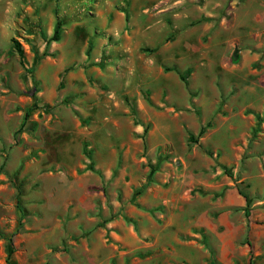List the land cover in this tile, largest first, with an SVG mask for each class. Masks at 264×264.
Segmentation results:
<instances>
[{
    "label": "rangeland",
    "instance_id": "rangeland-1",
    "mask_svg": "<svg viewBox=\"0 0 264 264\" xmlns=\"http://www.w3.org/2000/svg\"><path fill=\"white\" fill-rule=\"evenodd\" d=\"M183 1L0 0V264H53L29 248L41 177L87 169L88 144L108 143L126 145L119 166L133 159L128 184L116 188L130 202L154 177L143 183V169L156 173L171 151L196 179L232 180L241 205L233 199L222 208L225 187L192 189L186 208L209 215L205 227L181 238L207 250L195 264H264V6ZM58 24L61 40L51 41ZM105 118L120 119L118 133L107 134ZM151 119L157 143H171L148 164H135L147 152ZM97 126L100 133L90 134ZM64 230L52 232L53 241L79 239ZM116 249L113 264H150ZM157 264L168 263L160 257Z\"/></svg>",
    "mask_w": 264,
    "mask_h": 264
},
{
    "label": "crops",
    "instance_id": "crops-1",
    "mask_svg": "<svg viewBox=\"0 0 264 264\" xmlns=\"http://www.w3.org/2000/svg\"><path fill=\"white\" fill-rule=\"evenodd\" d=\"M183 2L177 0L176 3L180 6ZM260 2L264 6V0ZM165 99L173 100V97ZM154 101L162 103L158 98ZM151 120L155 126L147 138V152L140 160L135 159V164H148L150 158L171 143V140L157 143L159 126ZM105 121L112 126L107 133L109 136L119 132L120 119L105 118ZM100 130L97 126L90 134H99ZM138 130L136 132L139 133ZM125 149V144L120 148L109 143L101 146L88 144L86 150L91 152L90 162L94 171H60L52 177H41L39 193L33 195L36 201L30 207L34 223L31 231L35 232L29 245L32 257L50 260L53 264L59 260L66 264H113L119 246L125 249L124 257L138 259L141 263L157 264L160 257H165L168 264H195L206 257L204 245L181 238L184 232L197 233L196 229L205 227L204 218L209 215V212L201 214L186 208L189 193L197 184L213 193L225 187L222 208L232 205L233 199H239L241 205L243 201L240 196L237 198L235 183L227 177H223L219 185L210 179H196L186 161H183L185 166L182 169L176 166L171 151V157L162 162L137 202H130V196L120 199L116 188L128 184L125 181L127 170L133 160L127 158L125 164L119 166V152H126ZM117 167L119 172L110 182L112 191L107 192L104 184L110 181ZM149 176L150 167L147 166L143 169V183L147 184ZM65 224L68 227L66 236L76 233L79 239L65 244L53 241L51 233L64 232ZM57 247L65 251H54ZM221 258L224 262L223 251Z\"/></svg>",
    "mask_w": 264,
    "mask_h": 264
},
{
    "label": "trees",
    "instance_id": "trees-1",
    "mask_svg": "<svg viewBox=\"0 0 264 264\" xmlns=\"http://www.w3.org/2000/svg\"><path fill=\"white\" fill-rule=\"evenodd\" d=\"M61 40V36H60V24H58V26H57V28H56V30H55V32H54V35H53V37L51 38V41H55V42H57V41H60ZM12 42H13V45H14V49H15V51L17 52V54L19 55V57H20V63H21V65L23 66V67H25L26 68V66H27V62H26V56H25V51H24V49H23V47H22V44L16 39V38H13L12 39ZM181 78H182V80L184 81V82H186V76L184 75V76H181ZM29 118V112L25 115V119L27 120ZM146 131V130H145ZM204 134V131L202 130L201 132H200V136H202ZM87 170H92V171H94V167L91 165V166H88L87 167ZM153 172L151 171V173H150V178H152V176H153ZM245 198H247L246 196H245ZM248 199V198H247Z\"/></svg>",
    "mask_w": 264,
    "mask_h": 264
}]
</instances>
